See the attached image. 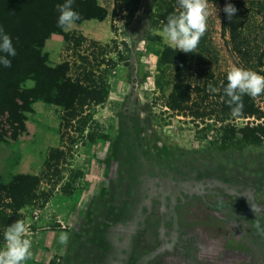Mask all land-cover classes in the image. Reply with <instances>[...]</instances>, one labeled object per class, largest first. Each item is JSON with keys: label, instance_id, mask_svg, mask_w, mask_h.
<instances>
[{"label": "rangeland", "instance_id": "374dc122", "mask_svg": "<svg viewBox=\"0 0 264 264\" xmlns=\"http://www.w3.org/2000/svg\"><path fill=\"white\" fill-rule=\"evenodd\" d=\"M97 3L109 12L103 20L76 22L63 31H77L101 44L115 38L128 47L127 65L111 75L107 102L92 110L89 131L106 138L62 147L60 111L40 101L15 99L0 113L1 183L14 175L40 174L51 149L59 148L65 156L58 162L63 171L57 185L40 183L37 200L19 211L32 241L25 264H98L114 248L143 242L140 231L145 229L147 241L159 240L162 229L165 237L175 230L182 235L181 224L194 222L193 217L222 229L219 235L211 233V252L240 258L235 247L246 241L243 226L264 232V142L221 148L209 131H202L204 124L197 127L165 107V94L155 86L150 37L159 35L169 44L152 25L154 0H140L128 22L111 16L114 0ZM208 7L218 71L227 73L235 60L217 11ZM38 47L49 67L70 55L61 34H50ZM31 87L30 81L24 85ZM253 121L228 122L240 127ZM190 228H196L195 222ZM61 232L69 233L65 244L59 242ZM4 243L2 237L0 247Z\"/></svg>", "mask_w": 264, "mask_h": 264}, {"label": "trees", "instance_id": "16d2710c", "mask_svg": "<svg viewBox=\"0 0 264 264\" xmlns=\"http://www.w3.org/2000/svg\"><path fill=\"white\" fill-rule=\"evenodd\" d=\"M140 0H114L111 16L130 21ZM64 0H0V26L11 38L16 56L12 66H0V113L15 99L28 103L40 101L60 111V142L74 146L78 140H104L105 135L90 132L92 110L108 99L111 75L128 63L129 50L125 42L112 39L101 44L89 40L77 31L64 32L57 26V4ZM231 3L237 12L228 18L223 8ZM217 9L220 30L229 53L237 66L264 75V0H208ZM73 8L84 20H103L108 10L97 0H75ZM214 8V9H215ZM177 0H154L151 22L162 31L167 17L178 12ZM61 34L69 57L55 67H49L38 44L50 34ZM157 75L155 86L165 94V107L180 116L204 124L213 141L221 148L264 142V93L258 97L243 96L244 109L237 117L225 102L221 81L226 74L218 71L219 55L213 42L212 28L207 25L194 53H184L162 43L159 35H151ZM124 45L121 49L120 46ZM27 81L32 87L24 88ZM209 84L221 88L212 93ZM252 118V123L236 126L233 119ZM198 127V125H197ZM204 137V136H203ZM59 160L65 156L59 148L47 153L40 174L14 175L6 184L0 182V240L6 226L21 217L19 211L37 200L40 183L56 186L62 169Z\"/></svg>", "mask_w": 264, "mask_h": 264}, {"label": "clouds", "instance_id": "9594fccd", "mask_svg": "<svg viewBox=\"0 0 264 264\" xmlns=\"http://www.w3.org/2000/svg\"><path fill=\"white\" fill-rule=\"evenodd\" d=\"M74 2L75 0H64V3L56 5L59 13L58 27L70 29L81 19V14L73 8ZM177 5L179 11L167 17L162 33L167 43L178 51L194 53L207 29V19L210 14L208 0H177ZM216 11L215 8V14ZM223 11L231 19L237 9L231 3H226ZM16 54L11 36L0 26V66L10 68L12 66L10 57H15ZM226 80V85L224 81L220 82L224 94L221 99L228 98L225 102L234 117L243 112L244 95L258 97L264 93V75L252 69L233 64L227 71ZM208 87L212 93L221 90L212 84ZM29 236L30 229L23 220H16L6 226L3 233L5 243L0 247V264H25L32 256V241ZM58 239L61 244L67 243L69 233L61 232Z\"/></svg>", "mask_w": 264, "mask_h": 264}, {"label": "crops", "instance_id": "0c3cea01", "mask_svg": "<svg viewBox=\"0 0 264 264\" xmlns=\"http://www.w3.org/2000/svg\"><path fill=\"white\" fill-rule=\"evenodd\" d=\"M193 221L195 222V229L190 228L194 222L183 221L181 224L182 235L175 230L173 236L165 237L163 232H166V229H162L159 240L156 242L146 240V229L140 231V234L144 235L143 242L131 241L125 250L119 248L117 251L114 248L112 252L105 253L107 256L104 255L98 264H264L263 231L259 233L258 229L246 230L244 225L242 236L245 237L246 241H240V245H236L235 251L239 253L240 258L234 259L233 256L228 257L226 253L223 257L221 253L211 252L214 249L207 247L213 238L211 233L219 235L222 232L221 228L202 224L197 217H193ZM255 230H257L255 233L256 240L251 237V233ZM191 231H194L192 236H190ZM140 234L133 231L129 232L131 236ZM227 249L233 250L232 247Z\"/></svg>", "mask_w": 264, "mask_h": 264}]
</instances>
